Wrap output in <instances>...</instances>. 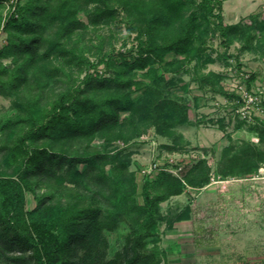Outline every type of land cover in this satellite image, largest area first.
Listing matches in <instances>:
<instances>
[{
    "label": "trees",
    "instance_id": "trees-1",
    "mask_svg": "<svg viewBox=\"0 0 264 264\" xmlns=\"http://www.w3.org/2000/svg\"><path fill=\"white\" fill-rule=\"evenodd\" d=\"M222 1L12 0L4 11L10 0H0V95L10 98L12 110L0 116V264H161L160 204L210 183L208 160L200 158L181 177L143 175L137 201L129 160L112 156L106 145L126 143L149 126L167 138L190 123L188 103L165 94L166 75L172 79L182 59L199 60L210 35L225 48L234 42L241 50L264 48V18L225 23ZM119 19L134 33L132 48L102 51L94 44L92 51L83 42L89 26ZM170 54L179 57L170 61ZM99 64L111 74L99 72ZM139 70L145 83L135 78ZM209 79L227 95L219 73L200 75V85ZM251 126L258 143L228 139L220 178L253 173L264 161V122ZM95 138L103 140L100 147ZM26 191L36 200L30 210ZM183 210L174 220L189 218V206ZM121 227L125 234L111 250L107 234Z\"/></svg>",
    "mask_w": 264,
    "mask_h": 264
},
{
    "label": "rangeland",
    "instance_id": "rangeland-1",
    "mask_svg": "<svg viewBox=\"0 0 264 264\" xmlns=\"http://www.w3.org/2000/svg\"><path fill=\"white\" fill-rule=\"evenodd\" d=\"M221 6L225 23L242 21L248 24L250 22L248 16L251 14H256L258 19L264 18V0H223ZM4 11H6V4ZM79 15L80 18L86 21V17L82 13ZM119 20L97 27L89 26L82 37L83 42L90 47L94 44H101L102 51L113 49L116 52L132 48L134 33L128 35L124 22L121 19ZM4 36V33L1 32L0 46L3 43ZM123 40H126V45L122 44ZM240 44L234 42L228 48H225L217 34L210 35L199 60L186 61V59H182L180 60L182 63L175 67L172 79L169 78V73L166 75L168 81H166L165 94L176 101L188 103L187 118L190 123L175 126L171 131L173 133L167 138L157 135L154 128L149 126L141 134L126 143L112 141L106 145V149L112 156L116 154L129 160V170L133 172L136 183L134 195L137 201L141 200L140 189L143 180L141 168L149 165L156 152H159V154H173L190 149L196 150L200 156L207 158L212 175H216L221 150L228 144V139L237 142L258 143L257 134L252 128V124L233 118L226 107L223 106L221 100L226 95L219 91L213 80L209 79L203 86L200 85L199 81V76L209 71L219 73L221 75L219 86L221 85L224 91L223 87L230 84L232 78H237V75L239 76L241 72L254 75L253 80L264 77V48L247 51L241 50ZM92 51H95L93 47ZM223 53L226 56L229 55L227 60L222 57ZM87 54L90 59H96V55H94L96 53ZM235 55L238 56L237 60L234 59ZM207 56H210L213 61L204 63L203 60ZM178 57L170 54L168 60L173 61ZM3 61L8 63V59ZM238 62L241 63L240 66L237 65ZM97 69L106 75L112 72L104 69L102 64H99ZM135 74V78L140 82H146L143 71H136ZM140 94L141 89L135 88L131 96L137 98ZM9 106L10 98L0 95V116L2 118L11 113L12 110ZM120 118L126 119V113H122ZM92 144L96 148L100 147L103 140L95 138ZM108 167L107 165L106 169ZM243 183L250 184L251 182L243 181ZM237 184V182H230L228 187ZM37 188L38 192L45 190L43 184ZM25 195V208L30 210L34 207L36 200L29 191H26ZM252 196L250 198L251 204L248 202L250 207L246 210V212L248 211V222L242 224L243 227H246L243 229L245 231H241L238 224L235 225L236 235L233 238L227 236L225 232H221L216 236L214 243L220 241V254H212L210 257L196 256L195 252L191 250L193 240L190 239L188 246L182 247L183 250H186L182 255H167L166 251L161 249L163 251L161 264H264V205L258 203L264 196L263 187L258 189ZM194 198L193 193H188L179 199H170L160 204L165 219L159 224L161 233L168 228L169 222L179 221L174 220V218L182 213L183 208L188 206L190 200ZM225 224L227 225V223H224V226H226ZM125 231L121 227L117 231L107 234L111 250L118 247ZM160 245L162 246L159 242V248ZM167 259L170 262H167Z\"/></svg>",
    "mask_w": 264,
    "mask_h": 264
},
{
    "label": "crops",
    "instance_id": "crops-1",
    "mask_svg": "<svg viewBox=\"0 0 264 264\" xmlns=\"http://www.w3.org/2000/svg\"><path fill=\"white\" fill-rule=\"evenodd\" d=\"M237 183L228 187L225 194L218 192L217 185L210 182L199 189L188 187L181 194L170 197L168 200L179 199L188 193L195 195L188 205L189 218L174 221L170 228L160 232L162 244L160 248L165 250L167 255H182L186 252L182 247L188 246L191 239L193 240L191 250L196 256L210 257L212 254H220V241L214 243L216 236L225 232L227 236L233 238L236 235L235 225L238 224L241 231H245L243 229L246 227L243 225L248 222V211L246 212L250 207L248 202L251 204L252 195L264 185ZM258 203L264 205V196ZM224 223L227 225L224 226ZM166 261L170 262L169 259Z\"/></svg>",
    "mask_w": 264,
    "mask_h": 264
},
{
    "label": "built area",
    "instance_id": "built-area-1",
    "mask_svg": "<svg viewBox=\"0 0 264 264\" xmlns=\"http://www.w3.org/2000/svg\"><path fill=\"white\" fill-rule=\"evenodd\" d=\"M11 2L12 0L6 2V10L13 8L10 7ZM256 80L251 79L250 74L241 72L239 76L237 75V78H232L230 84L223 87L227 95L221 100V103L233 118L250 124L257 121L264 122V77ZM198 153V151L192 149L173 154H159V152H156L149 165L141 168V172L143 175L153 176L159 171H165L181 177L197 160L205 158ZM243 181H250L253 185L264 184V161L253 173L226 178L211 175L210 180L211 183L217 185L221 193L227 191L230 182Z\"/></svg>",
    "mask_w": 264,
    "mask_h": 264
}]
</instances>
